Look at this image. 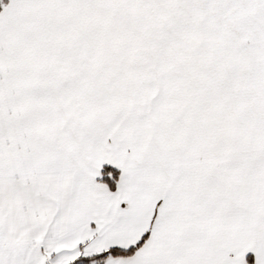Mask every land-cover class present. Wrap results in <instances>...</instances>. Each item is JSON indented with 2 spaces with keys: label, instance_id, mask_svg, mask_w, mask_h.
I'll list each match as a JSON object with an SVG mask.
<instances>
[{
  "label": "snow or ice",
  "instance_id": "obj_1",
  "mask_svg": "<svg viewBox=\"0 0 264 264\" xmlns=\"http://www.w3.org/2000/svg\"><path fill=\"white\" fill-rule=\"evenodd\" d=\"M0 264H264V0H0Z\"/></svg>",
  "mask_w": 264,
  "mask_h": 264
}]
</instances>
